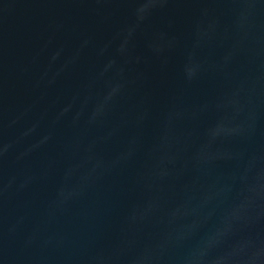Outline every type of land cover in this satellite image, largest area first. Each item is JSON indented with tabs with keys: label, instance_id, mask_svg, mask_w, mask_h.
Wrapping results in <instances>:
<instances>
[{
	"label": "water",
	"instance_id": "1",
	"mask_svg": "<svg viewBox=\"0 0 264 264\" xmlns=\"http://www.w3.org/2000/svg\"><path fill=\"white\" fill-rule=\"evenodd\" d=\"M0 264H264V0H0Z\"/></svg>",
	"mask_w": 264,
	"mask_h": 264
}]
</instances>
